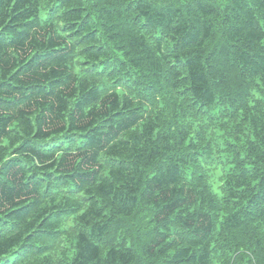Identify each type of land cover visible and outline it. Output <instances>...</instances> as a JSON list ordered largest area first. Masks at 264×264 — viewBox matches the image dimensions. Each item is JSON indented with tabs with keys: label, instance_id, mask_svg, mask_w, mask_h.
I'll return each instance as SVG.
<instances>
[{
	"label": "trees",
	"instance_id": "1",
	"mask_svg": "<svg viewBox=\"0 0 264 264\" xmlns=\"http://www.w3.org/2000/svg\"><path fill=\"white\" fill-rule=\"evenodd\" d=\"M0 264H264V0H0Z\"/></svg>",
	"mask_w": 264,
	"mask_h": 264
}]
</instances>
